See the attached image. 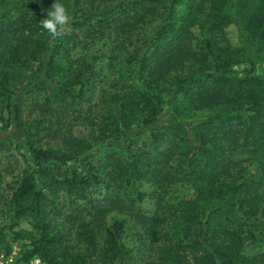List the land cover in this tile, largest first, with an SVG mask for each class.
Here are the masks:
<instances>
[{
	"label": "trees",
	"instance_id": "trees-1",
	"mask_svg": "<svg viewBox=\"0 0 264 264\" xmlns=\"http://www.w3.org/2000/svg\"><path fill=\"white\" fill-rule=\"evenodd\" d=\"M62 1L80 12L70 17L72 33L109 30L125 62L138 65L139 76L120 71L112 83L117 90L89 105L92 65L64 64L61 44L53 43L62 28L53 37L41 26L56 0H0V98L10 85L6 68L19 64L22 55L23 64L37 60L46 77L62 76L61 82L33 85L32 121L24 132L18 127L29 143L44 139L53 146H32L33 168L12 188L11 222L0 225V253L9 254L19 242L28 248L27 260L120 264L129 249L106 225L116 212L134 221L139 244L152 252L144 264H264L263 256L244 253L264 241V68L258 64L264 55V0H186L182 15L177 7L183 0ZM157 19L152 38L133 44L139 27ZM108 54L114 70L117 55ZM241 64V73L233 69ZM67 97L79 107L75 118L92 117L88 109L94 107L92 118L99 122L92 124V139L160 121L146 136L155 153L113 148L100 167L90 164L83 174L54 179L45 160L65 163L92 147L65 129L66 117L48 105L67 112ZM22 107L15 106V120ZM7 108L11 113L9 99ZM240 152L258 160L259 179L242 166ZM184 182L192 196L169 200L171 189ZM136 183L152 189L141 191ZM145 198L153 200L150 213L142 208ZM23 222L29 227H21Z\"/></svg>",
	"mask_w": 264,
	"mask_h": 264
},
{
	"label": "rangeland",
	"instance_id": "rangeland-1",
	"mask_svg": "<svg viewBox=\"0 0 264 264\" xmlns=\"http://www.w3.org/2000/svg\"><path fill=\"white\" fill-rule=\"evenodd\" d=\"M177 7V15H182L184 13L185 7L184 2ZM63 2V1H62ZM66 6L67 4L63 2ZM68 8V6H67ZM69 16L66 25L62 27V34L53 41L59 42L61 44L59 53L64 64H76V62L84 61V64H91L93 67V77L90 82L88 89L86 91L88 100H90L89 105L96 103L100 98L106 95L109 97L117 89L112 85L114 77L119 76V72H125L128 74H134L138 78V65L127 64L125 62L126 55L123 51L117 49V44H113L115 40L114 37H109V30H105L103 34L99 35H89L80 32L72 33L70 17L72 15H78L80 12L76 9H69ZM161 21L159 19L154 20L150 23H146L139 27L138 33L133 37L134 43L137 40L147 41L152 38L154 31L160 26ZM229 39H234V29L228 28ZM52 41V40H51ZM154 41V40H153ZM133 46L129 47L131 49ZM110 50L114 51L117 58L113 60L114 70L109 67L108 52ZM24 55L21 57L19 64H15L13 67L8 69V80L9 87L5 91V94L0 98V225L4 226L11 222L12 212L9 209V197L12 188L15 187L17 182L32 166V146H41L47 148L53 146V143H44V139L41 143L35 144V142L29 143L26 141L24 133L20 136L18 134L19 129L24 132L28 127V124L32 121V116L30 114V106L32 104L31 98H33L32 88L35 83L39 84L41 82H46L45 86L48 84H53L62 81V76L60 73L52 75L50 78L44 75V69L40 68L39 62L36 60H30L26 63H22ZM258 64L260 69L264 68V55L260 57ZM122 67V68H119ZM246 68L245 64L233 66V69L238 72H242ZM7 99L11 101V113H8ZM67 112L61 111L60 107L56 103L48 104L52 107V110L56 111V116H65L63 124L65 129H68L72 135L84 138L91 143V148L85 152L83 156L78 157L75 160H70L65 163H58L53 160H45L43 166L50 175L56 180H66L76 174H83L89 168L90 164L95 167H100V165L105 163L104 154L113 148H118L120 150L127 149L133 150L137 153L143 151H150L155 153L156 149L150 145V141L146 138L149 129L152 127L159 126L160 121L153 122L147 129H143L140 125H131L122 135L119 136H109L100 137V139H92L90 137L92 124H98V118H92L97 113H93L94 107L90 109V115L88 113L85 115L77 116L75 118L79 109L76 103L71 105L70 98L66 99ZM22 105V109L19 113L21 119L15 120L14 117L16 113L15 106ZM62 108H65L64 106ZM94 114V115H93ZM77 119V120H76ZM17 126V127H16ZM188 144L183 143V148H186ZM165 146V143L161 144V147ZM94 153H91V152ZM91 153V155H89ZM86 156V157H85ZM237 158L243 161L242 166L245 167L246 171L254 176V179H259L261 176L259 170L258 160L246 152H240ZM254 158V159H251ZM136 188L141 191L149 192L152 187L150 184H135ZM192 196V187L190 183L184 182L176 185L171 189L168 194L169 200L177 202L182 198H188ZM79 203V200H76ZM142 208L145 212L150 213L154 209L153 200L150 198H145L142 202ZM106 225L112 231L117 230L118 238L117 242L120 243L125 248L129 249V253L124 258V261L120 264H144L143 262H150L152 252L147 248L143 250V247L138 242L137 229L135 227L134 221L129 217L116 212L110 213L106 218ZM21 227L28 228L29 226L23 222L20 224ZM27 250L28 248H21L19 242L14 243L12 250L9 254L4 255L5 260L11 258V264L26 263L30 260L36 258H30L27 260ZM244 253L249 257L263 256L264 258V241L256 240L247 248L244 249Z\"/></svg>",
	"mask_w": 264,
	"mask_h": 264
},
{
	"label": "clouds",
	"instance_id": "clouds-1",
	"mask_svg": "<svg viewBox=\"0 0 264 264\" xmlns=\"http://www.w3.org/2000/svg\"><path fill=\"white\" fill-rule=\"evenodd\" d=\"M69 11L64 3L56 0L51 5V10L47 12L46 18L42 19L41 26L47 30L53 37L61 34L60 29L66 25L68 21Z\"/></svg>",
	"mask_w": 264,
	"mask_h": 264
},
{
	"label": "built area",
	"instance_id": "built-area-1",
	"mask_svg": "<svg viewBox=\"0 0 264 264\" xmlns=\"http://www.w3.org/2000/svg\"><path fill=\"white\" fill-rule=\"evenodd\" d=\"M11 258H12V256L10 257L9 260H5L4 255L0 254V264H11ZM19 264H47V263L36 257V258L30 260L29 262L19 263Z\"/></svg>",
	"mask_w": 264,
	"mask_h": 264
}]
</instances>
